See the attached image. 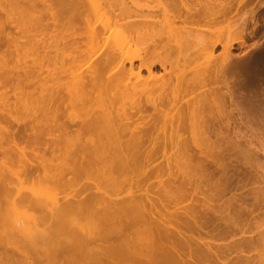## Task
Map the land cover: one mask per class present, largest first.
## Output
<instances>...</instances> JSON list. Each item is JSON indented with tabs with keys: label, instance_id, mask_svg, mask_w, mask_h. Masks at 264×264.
Here are the masks:
<instances>
[{
	"label": "bare ground",
	"instance_id": "6f19581e",
	"mask_svg": "<svg viewBox=\"0 0 264 264\" xmlns=\"http://www.w3.org/2000/svg\"><path fill=\"white\" fill-rule=\"evenodd\" d=\"M142 2L93 4L99 26L80 0H0V176L62 186L167 166L165 200L139 184L102 198L76 222L86 236L37 249L49 264H264V51L235 59L245 42L225 39L246 0ZM246 123L249 137L235 131ZM8 186L13 203L43 201L53 226L97 198Z\"/></svg>",
	"mask_w": 264,
	"mask_h": 264
},
{
	"label": "rangeland",
	"instance_id": "374dc122",
	"mask_svg": "<svg viewBox=\"0 0 264 264\" xmlns=\"http://www.w3.org/2000/svg\"><path fill=\"white\" fill-rule=\"evenodd\" d=\"M73 1H75V3L79 2V0H72V2ZM91 1L93 2L92 5L96 4L95 7H103L105 6L106 0H80V2L83 3V6L86 7V11L89 12L87 15L90 14V20L95 24H99L100 26L102 17H99L96 10L97 8H95L94 5L93 7L95 9H93L94 11L92 10L93 7L91 5ZM142 1L143 0H136V2L139 3H143ZM245 11L248 12L247 15L246 13L243 14ZM233 14L234 11L232 12L231 17ZM251 16L254 18L253 21L256 22L255 25V22L251 21L252 19H250ZM97 17H99L98 20L96 19ZM237 18L234 17V19L232 18L233 21H231L230 24L229 22L227 23V25H230L227 26L229 29L225 27L226 22L224 23L225 26L222 24L224 27L223 31L226 29L229 31L228 35H226L227 30L226 32L224 31L225 33H223V35H226L225 39L231 37V39L236 40V42L239 40H243L245 42L243 47H239V45H237L239 44L238 42L234 44V49L231 51L234 58H244L245 55L250 57L257 54L258 52L260 53L261 51H264V0H246L245 4L239 7ZM5 28L7 27L5 26ZM62 29H60L63 31L62 34L61 31L59 34L62 37H68L71 31L67 30L66 28L64 29L65 31ZM51 31L53 30L48 29L46 32L50 33ZM225 39L223 37V40ZM220 53L221 48L218 47L214 52V55L219 56ZM262 124L264 126V121H262ZM237 129L240 134H243L242 136H250L247 123L242 127H236L235 131H237ZM261 153H263V155L261 154L260 156L261 162L264 164V147L261 150ZM14 158L15 157L13 156V159ZM163 164L164 161L161 162V165ZM148 173L149 175L144 178L140 176L124 178L123 176L120 177L117 173L113 174V178H108L106 176H101V174L95 173L92 175L89 181L80 180L78 181V184L62 186L52 181H37L36 176L39 174L35 170L29 172L26 177L20 176L22 182H18L17 179L13 177H8L9 179L7 180V173H5L3 177L0 176V208L1 214L6 217H3V219L1 218L0 221H3V223L7 225V236H4L2 241H0V264H49V260L43 256L42 252H37V249L42 246L54 248L58 246V243L67 244L71 240V235L74 233L76 235L86 236V234H84V229H80L76 222L81 227L85 226L89 222V217L98 206L102 198H117L126 200L130 196L138 194L140 187L144 186H151L149 189L152 191L154 190L153 188L158 187L156 191H159L161 183L167 178V166L163 165L161 171L158 173H153L152 171H148ZM160 181L161 183H159ZM4 182L9 185V189H12L13 187L20 189L25 193L38 192L44 194L47 197H52L55 199L58 198V200L65 197L73 201H78L83 198V195L87 193L89 194L90 192L96 194L97 198L90 202L79 203L78 206L72 210L71 214L63 219V222L57 226H53L54 219L49 217L45 211L43 201L39 200L37 204L19 202L13 203L10 198L2 196L1 185H3ZM19 183L21 184L19 185ZM37 183L40 184L37 185ZM135 184H139L141 186L136 187ZM45 189L48 193L44 192ZM158 196L159 198L165 200L163 198L162 192L159 191ZM187 201L188 200L183 202L186 204ZM14 218L21 220L23 223H13ZM17 227L23 228L19 234ZM61 227H64L65 230L62 234L57 235V231ZM25 231H30L33 235L34 231H37L38 233L41 231L43 235L40 234L38 238L35 237L30 240H26L23 234ZM96 234L97 232L92 230L89 235L95 236ZM98 249L100 250L102 247H99ZM81 253L85 254L86 249L82 248Z\"/></svg>",
	"mask_w": 264,
	"mask_h": 264
}]
</instances>
